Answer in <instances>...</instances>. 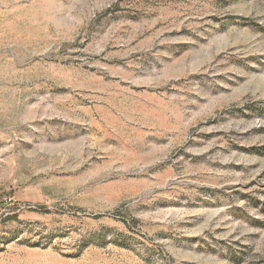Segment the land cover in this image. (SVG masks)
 I'll return each mask as SVG.
<instances>
[{"label": "rangeland", "instance_id": "1", "mask_svg": "<svg viewBox=\"0 0 264 264\" xmlns=\"http://www.w3.org/2000/svg\"><path fill=\"white\" fill-rule=\"evenodd\" d=\"M0 264H264V0H0Z\"/></svg>", "mask_w": 264, "mask_h": 264}]
</instances>
